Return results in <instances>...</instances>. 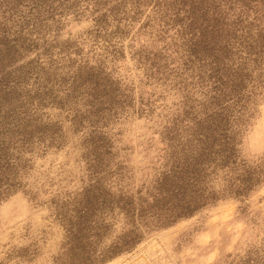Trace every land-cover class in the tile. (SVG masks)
<instances>
[{"label":"trees","instance_id":"16d2710c","mask_svg":"<svg viewBox=\"0 0 264 264\" xmlns=\"http://www.w3.org/2000/svg\"><path fill=\"white\" fill-rule=\"evenodd\" d=\"M145 13L146 21L134 32ZM83 14L92 20L89 34L103 54L97 69L80 66L69 75L70 47L59 45L57 54L68 58L64 64L53 58L59 24ZM173 31L169 37L180 42L185 69L197 70L203 84V103L195 116L188 107L164 128V169L150 187L129 193L124 167L97 125L133 107V90L115 88L102 77V67L106 57L121 52L117 44L124 39L145 33L164 42ZM177 45L133 53L148 83L169 79L166 51ZM61 66L68 69L64 78L58 76ZM262 100L264 0H0V200L23 187L34 153L62 145L64 125L48 119L47 109L66 112L73 133L85 120L93 127L82 142L88 183L74 197L70 216H63L65 236L56 264H106L132 252L153 231L219 200L246 197L260 179L239 147ZM138 104V115L153 114L150 103ZM185 119L191 126L184 131Z\"/></svg>","mask_w":264,"mask_h":264},{"label":"rangeland","instance_id":"374dc122","mask_svg":"<svg viewBox=\"0 0 264 264\" xmlns=\"http://www.w3.org/2000/svg\"><path fill=\"white\" fill-rule=\"evenodd\" d=\"M146 15L135 23L134 32L146 21ZM92 26L86 14L69 15L59 24L53 58L63 64L68 58L74 62L69 75L80 66L84 70L98 66L103 50L89 34ZM173 35L174 31L170 32L164 42L152 41L145 33L135 40L124 39L117 44L121 52L106 57L102 67V77L115 88L133 90V107L119 112L105 126L97 125L111 140L116 161L124 167L129 193L150 187L164 169V128L178 116L182 118L188 107L194 108L195 116L203 103V84L197 79V70L185 69L177 39L172 42L178 47L166 51L172 73L164 83H148L132 57L135 51L165 52L163 48L172 44L169 36ZM59 45L70 47L68 58L57 54ZM67 73V67H59L58 76L64 78ZM141 99L151 104L150 116L138 115ZM45 113L48 119L64 125V140L60 147L34 153L23 187L0 200V264H56L65 236L63 216H70L74 197L88 183L82 142L83 134L93 127L85 120L78 133H73L66 112L49 108ZM190 126L185 119L184 131ZM239 151L260 179L246 197L219 200L192 217L153 231L132 252L106 264H264V100L255 107ZM220 177L213 181L216 188L221 185ZM120 227L119 222L115 231Z\"/></svg>","mask_w":264,"mask_h":264}]
</instances>
